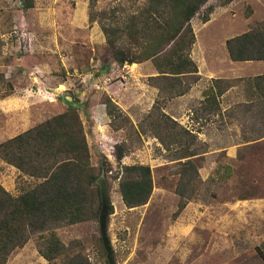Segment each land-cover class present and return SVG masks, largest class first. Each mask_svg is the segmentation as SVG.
I'll return each instance as SVG.
<instances>
[{
	"label": "rangeland",
	"instance_id": "rangeland-1",
	"mask_svg": "<svg viewBox=\"0 0 264 264\" xmlns=\"http://www.w3.org/2000/svg\"><path fill=\"white\" fill-rule=\"evenodd\" d=\"M148 1L34 0L32 9L23 10L21 0H0V143L66 112V101L81 105L77 113L90 165L105 183L113 208L106 232L114 264H264V116L257 117L264 114V104L245 111L250 87L249 97H259L252 80L264 68L232 64L225 45L264 23V0H234L225 6L223 0H209L190 20L195 37L190 58L197 69L230 70L223 86H234L218 98L220 113L209 114H202L201 105L210 90H217L211 80L221 79L213 70L210 79L197 73L201 80L191 84L198 85L197 92L182 98L174 95L190 79L170 89L168 83L139 79L135 73L124 75L125 80L119 72L101 73L113 56L107 39L114 47L131 46V23H142ZM208 7L213 8L210 14ZM132 64H124L126 70ZM144 84L159 90L152 100ZM105 98L117 106L119 118L108 116ZM100 112L107 117L105 126ZM158 114L182 128L174 129L176 137L154 129ZM184 150L197 153L191 159L198 176L187 190H179L178 163L187 159H175ZM118 151L123 154L119 162ZM123 165L150 168L152 192L142 206L128 209L121 200ZM35 183L0 159V185L8 193L16 197ZM179 193L186 200L177 213ZM99 211L86 222L54 230L71 253L82 254L89 264H108ZM37 241L31 237L7 264H62L40 256Z\"/></svg>",
	"mask_w": 264,
	"mask_h": 264
},
{
	"label": "trees",
	"instance_id": "trees-1",
	"mask_svg": "<svg viewBox=\"0 0 264 264\" xmlns=\"http://www.w3.org/2000/svg\"><path fill=\"white\" fill-rule=\"evenodd\" d=\"M21 1L23 10L34 7V0ZM208 1L149 0L142 23L139 24V19L131 23L128 33L132 39L131 46L127 49L114 47L113 41L107 39L113 50V62L121 67L124 64L151 61L158 76L148 80L162 85L168 83L170 89L181 85L184 78L190 79L191 82L174 96L183 95L191 84L200 79L197 66L190 58V50L195 42L190 20ZM232 1L223 0L221 5ZM207 10L210 14L213 8L208 7ZM152 18L153 21L149 22ZM207 21L208 15L203 19V22ZM225 45L232 62L264 61V23L227 39ZM211 81L217 90H210L202 102V114L220 113L218 98L228 89V86H223L228 83L226 80ZM252 83L259 97L256 101L251 99L246 103L245 111L248 113L258 103L264 104V74L255 76ZM104 103L108 116H121L110 99L105 98ZM66 105V112L0 143V159L36 180L33 186L16 197L0 185V264H7L10 255L22 249L33 236L38 239V254L48 263L60 259L62 264H89L82 254L71 253L54 233L55 229L63 225H74L95 218L101 207L97 175L90 165L89 149L77 107L68 101ZM153 127L156 131L164 130L176 137L177 133L173 131L179 126L169 116L158 114ZM182 132L188 135L185 130ZM192 139L191 143L194 142ZM184 151L175 159H187L178 163L181 168L179 190H187L198 176L196 165L191 159L197 153ZM115 158L117 162L121 161L122 152L118 151ZM121 171L119 192L125 207L131 209L144 205L152 192L149 166L123 165ZM179 195L181 200L177 213L184 208L183 200H186L184 193ZM112 211L108 201V215Z\"/></svg>",
	"mask_w": 264,
	"mask_h": 264
},
{
	"label": "crops",
	"instance_id": "crops-1",
	"mask_svg": "<svg viewBox=\"0 0 264 264\" xmlns=\"http://www.w3.org/2000/svg\"><path fill=\"white\" fill-rule=\"evenodd\" d=\"M192 21V20H191ZM103 42H104V40H103ZM193 53H194V49H193V51H192V55H193ZM191 57V56H190ZM211 59H213V58H215V57H210ZM196 62V61H195ZM232 64H235V63H239V62H232V61H230ZM241 63H244V62H241ZM245 63H247V62H245ZM249 63H258V64H260V65H258L260 68H264V61H258V62H249ZM133 65V64H132ZM134 66V67H133ZM132 66V69H131V71H128V70H126V68H128V66H126L125 67V65L124 66H122V67H120V66H118L115 62H113L112 60L107 64V66L106 67H104L103 69H102V71H101V73H108L109 75H111V74H113V73H117V72H119L120 74H122V78H123V80H125V76L124 75H127V76H129V74H130V76L132 77V73H135L136 74V76H138V78L140 79V78H142V79H145V80H147L148 78H152V77H157L158 76V74H157V72H156V70H155V68H154V66H153V64H152V62L151 61H145V62H142V63H139V64H137L136 63V65H133ZM231 66V65H230ZM211 67V66H210ZM213 68V67H212ZM258 69V68H257ZM214 71V73L216 74V76H218V77H220L221 79H227V78H229V76L227 75L228 74V72L230 73V70H227L226 72L225 71H222V70H219L218 69V71H221L220 73L217 71V70H214V69H211V68H209V69H207V71H208V73H205V72H201V68H200V66L198 65V74H199V76L201 77H203V78H211V76H213V74L211 73V72H209V71ZM212 71V72H213ZM125 73V74H124ZM218 73V74H217ZM219 74H221V76L219 75ZM231 75H233V74H231ZM260 75H262V74H260ZM140 76V77H139ZM200 80H201V78H200ZM199 80V81H200ZM148 83V82H147ZM144 86H145V88L143 89V91L146 93V92H148V94H151L152 96H151V100L153 99V97H154V95L159 91L157 88H154V87H151L150 85L148 86V85H146V84H144ZM233 87L234 86H230V87H228V89L223 93V95L226 93V95L227 94H229V92L231 91V89H233ZM197 88H198V85H194V86H192L191 87V89L184 95V96H180L179 98H182V97H186V96H190V95H194L195 94V92H197ZM143 92V93H144ZM250 92H251V87H250V89H248L247 90V95H248V100L245 102V103H247V102H250V100L251 99H253V96L252 97H249V94H250ZM223 95L221 96V97H223ZM251 95V94H250ZM199 101H201V100H198V102ZM138 106V105H137ZM233 107H235V106H233ZM228 108H230V109H228V110H231V107L230 106H228ZM137 109V108H136ZM237 113V112H236ZM236 113L235 112H233V115H236ZM127 114V113H126ZM130 116V117H132V120L134 121V117L132 116V114H127V116ZM230 115H231V113L228 115V117H230ZM264 116V114H259V116ZM100 117H101V120L103 121V124L102 125H104L105 126V124H107L108 123V120H107V117H106V115L104 114V115H102L101 114V112H100ZM92 118H94V117H92ZM117 131H119V130H117ZM249 141H251V140H249Z\"/></svg>",
	"mask_w": 264,
	"mask_h": 264
},
{
	"label": "water",
	"instance_id": "water-1",
	"mask_svg": "<svg viewBox=\"0 0 264 264\" xmlns=\"http://www.w3.org/2000/svg\"><path fill=\"white\" fill-rule=\"evenodd\" d=\"M77 107L82 109L81 105H78ZM83 111L86 117H88V113L86 109H83ZM96 184L99 186V194H100V200H101V207H100V211L98 215V225H99L100 236H101L104 250L106 252L107 263L114 264V261L112 258V250L109 245V241L107 238V232H106V224H107V217H108V198H107L106 187H105V183L101 181V177L96 179Z\"/></svg>",
	"mask_w": 264,
	"mask_h": 264
}]
</instances>
